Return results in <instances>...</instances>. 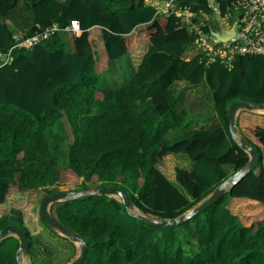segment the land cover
<instances>
[{
	"label": "trees",
	"instance_id": "1",
	"mask_svg": "<svg viewBox=\"0 0 264 264\" xmlns=\"http://www.w3.org/2000/svg\"><path fill=\"white\" fill-rule=\"evenodd\" d=\"M18 1L0 0V50L12 46L16 35L53 24L63 31L30 47H12L10 62L0 65V206L13 187H43L44 196L52 192L49 185L79 181L87 189L94 182L124 188L136 211L169 218L247 161L230 134L227 108L238 99L264 101V54L240 55L231 65L206 62L200 53L185 59L193 33L175 12H156L146 0H23L32 22L16 33L5 18ZM175 1L208 9L205 0ZM230 1L218 0L222 12ZM72 20L79 33L65 28ZM143 44L147 48L127 85L99 84L98 74L110 61ZM176 79L211 88L217 116L211 126H189L187 111L175 109L170 85ZM62 116L71 138L67 161L58 165L49 158L46 129ZM236 122L257 147L258 163L181 223L149 224L106 194L51 203L52 215L85 241L78 264H264V113L242 110ZM168 131L174 134L166 137ZM171 153L191 160L189 167L175 166L176 182L159 166ZM6 223L26 231L30 250L32 237L19 208L0 216V227ZM18 246L16 236L4 237L0 264H18Z\"/></svg>",
	"mask_w": 264,
	"mask_h": 264
},
{
	"label": "rangeland",
	"instance_id": "2",
	"mask_svg": "<svg viewBox=\"0 0 264 264\" xmlns=\"http://www.w3.org/2000/svg\"><path fill=\"white\" fill-rule=\"evenodd\" d=\"M5 19L15 29L16 33H21L32 22L31 11L25 7L23 0H19L11 14ZM74 21L77 22V20ZM144 46L146 47V44H143L139 48L140 51L135 54L137 58L143 55ZM136 61L113 60L108 70L98 74L99 84L106 87L127 85L136 69ZM171 86L177 97L175 109H185L187 111V118L190 121L189 126L209 127L217 120L216 112L213 109L211 88L205 82L192 84L187 80L173 81ZM96 105L98 103L95 104V108ZM252 111L264 113V108ZM46 130L48 153L51 162L64 165L67 161L68 142L71 138V131L65 118L63 116L60 117L57 122ZM173 134V131H168L165 136L170 137ZM177 165L189 167L191 161L185 153H171L164 156L159 163L163 171L174 181L173 170ZM226 169L231 171L232 166L227 164ZM93 184L94 182H88L89 187H93ZM81 187L82 183L78 181L73 184L57 183L49 185L48 189L53 192L60 189L81 190ZM43 193V187L31 192H19L13 187L3 205L0 206V216L9 213L11 207H17L21 210L24 224L29 229L32 237L30 250L27 253L23 252V250L18 252V259L21 264H66L79 254L81 245L62 232L51 228L40 219V202Z\"/></svg>",
	"mask_w": 264,
	"mask_h": 264
},
{
	"label": "built area",
	"instance_id": "3",
	"mask_svg": "<svg viewBox=\"0 0 264 264\" xmlns=\"http://www.w3.org/2000/svg\"><path fill=\"white\" fill-rule=\"evenodd\" d=\"M154 5L156 12H175L180 25L193 33V44L206 62H220L231 65L234 59L245 54H264V0H231L222 12L218 0H205L208 9L194 10L190 3L179 4L175 0H146ZM65 28L76 33L81 31L73 20ZM226 39H218L219 30H230ZM60 30L56 24L45 27L28 36L16 35V42L7 50H0V65L10 62L14 46L30 47L52 31Z\"/></svg>",
	"mask_w": 264,
	"mask_h": 264
},
{
	"label": "water",
	"instance_id": "4",
	"mask_svg": "<svg viewBox=\"0 0 264 264\" xmlns=\"http://www.w3.org/2000/svg\"><path fill=\"white\" fill-rule=\"evenodd\" d=\"M231 33H233V28L230 30H219L216 33V37L218 39H226ZM262 108H264V101H248L245 99H238L233 100L229 103L227 108V119L230 134L232 138L240 145V147H242L248 153V159L242 166H240L237 170L232 172L218 185H216L209 194H207L204 198L191 206L188 210L180 213L177 216L169 218H158L146 215L140 211H136L134 210V204L131 198L126 194L124 188L105 183L95 185L87 189H60L45 194L40 202V215L44 222L51 228L62 232L70 239L79 242L81 245L79 254L66 264H78L80 261H82L85 256L86 244L83 238L66 228L52 215V213L50 212L51 203L62 199L78 197L86 194H106L116 197L130 211L132 215L149 224L173 226L181 223L185 219L191 217L197 212H200L215 200H217L221 195L224 194L228 187L235 184L239 179H241L246 173H248L256 166L260 158V153L256 146L250 143L244 135L239 133L236 119L237 113L242 109L256 110ZM8 235H14L18 238V250H23V252L25 253L29 251V241L27 238V233L24 229L20 228L14 223H6L0 227V242L4 237ZM18 264H21L19 259Z\"/></svg>",
	"mask_w": 264,
	"mask_h": 264
},
{
	"label": "crops",
	"instance_id": "5",
	"mask_svg": "<svg viewBox=\"0 0 264 264\" xmlns=\"http://www.w3.org/2000/svg\"><path fill=\"white\" fill-rule=\"evenodd\" d=\"M144 47H145V46H144ZM146 48H147V46H146L145 49L143 50V53L145 52ZM137 51H140V49L137 50ZM137 51H136V52H133V53H131V54H128V55L120 56V57H118V58H115L114 60H123V61H126V62H130V61H133V60H137V61H136V66H137V64L139 63V61L141 60V57H142V56H141L140 58H137V57H136L135 54L137 53ZM197 53H198V49H197V47L195 46V44H193V42L191 41V42L185 44L184 51H183V53H182V57L185 58V59H189V58L195 56ZM112 61H113V60H112ZM112 61H110L109 66H108V68H107L106 70H108V69L110 68V65H111V62H112ZM105 73H106V72H105ZM182 80H184V79H176V80H174V82H180V81H182ZM171 88H172V86L170 85V89H171ZM171 90H172V89H171ZM190 161H191V160H190Z\"/></svg>",
	"mask_w": 264,
	"mask_h": 264
},
{
	"label": "bare ground",
	"instance_id": "6",
	"mask_svg": "<svg viewBox=\"0 0 264 264\" xmlns=\"http://www.w3.org/2000/svg\"><path fill=\"white\" fill-rule=\"evenodd\" d=\"M73 23H74V24H77V22H76V21H74V20H73Z\"/></svg>",
	"mask_w": 264,
	"mask_h": 264
}]
</instances>
